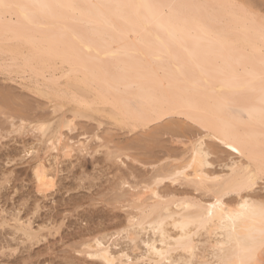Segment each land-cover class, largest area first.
I'll list each match as a JSON object with an SVG mask.
<instances>
[{
  "label": "bare ground",
  "instance_id": "6f19581e",
  "mask_svg": "<svg viewBox=\"0 0 264 264\" xmlns=\"http://www.w3.org/2000/svg\"><path fill=\"white\" fill-rule=\"evenodd\" d=\"M0 4V72L15 73V80L9 75L10 81L15 83L16 74L19 80L21 75L48 100L74 105L77 111L113 112V122L133 130L179 116L204 131L191 142L183 160L162 167L151 181L133 188L139 192L126 193L128 200L151 211L140 220L141 208L136 209L125 228L84 241L89 257L102 264H264V197L256 193L264 180V16L259 11L238 0H0ZM45 125L37 123L38 132ZM165 126L171 130L168 122ZM63 136L53 137L51 146L72 158L74 144ZM206 138L231 151L235 148L232 152L246 163L233 160L227 165L230 173L213 171L214 150ZM54 166L50 169L44 160L33 166L35 192L44 197L57 184ZM165 181L185 182L211 199L202 202L187 194L163 202L166 196L160 186ZM230 194L236 197L227 199ZM14 216L8 219L14 222L12 227L5 218L7 223L1 221L0 226L9 225L27 242L36 243L43 236L33 228L32 219ZM119 239L129 240L131 250L113 251L111 245Z\"/></svg>",
  "mask_w": 264,
  "mask_h": 264
},
{
  "label": "rangeland",
  "instance_id": "374dc122",
  "mask_svg": "<svg viewBox=\"0 0 264 264\" xmlns=\"http://www.w3.org/2000/svg\"><path fill=\"white\" fill-rule=\"evenodd\" d=\"M238 1L246 3L248 7L253 8L251 10L257 11L256 13L259 11L260 14H258L264 16V0ZM4 58L9 60V56ZM0 69L3 70V68ZM4 71L2 72L5 75L8 70ZM2 72H0V224H2L1 221L7 223L8 219L13 220L12 217L19 214L24 221L32 219L30 221H33V228L36 231L39 230L40 235L43 236L36 243L27 242L20 233H15L14 228H9L13 226V221L8 223L9 227L7 224L4 228H2L3 225L0 226V264H102L100 260L88 256L87 252L90 250L85 247V242L102 232L109 235L125 228L129 224L127 219H130L131 214L137 213L140 208V217L142 216L140 220L145 219L151 207H141L138 202L128 200L130 197L128 195L127 198L126 193L137 192L145 182L152 180L157 170L171 165L172 162L179 163L181 159L183 160V157L189 153L191 142L203 136L204 131L191 122L193 126L186 119L184 123V117L179 116L154 124L153 127H143L144 130L140 127L133 130L117 120H115L116 123L113 122V112L110 115L109 112L95 114L85 110L77 111L74 105L71 108L69 104H63L62 101H52L53 99L48 100L49 98L40 96L32 89L31 82L28 83L30 79L27 82V78L20 75L21 79L26 80H19L16 74L17 78L14 83L10 79L13 77L14 79L11 80H15V73L9 70L7 76H13L6 77L5 75L4 77ZM3 97L5 100H2ZM5 101L7 104L4 103ZM70 118L75 120L74 128L70 126L72 122ZM44 122L46 124L44 130L38 132L37 123L39 125ZM167 122L168 129L170 124L176 123L173 127L171 125L172 129L167 130L168 132L165 129ZM66 123H68V130ZM46 127L47 131H45ZM17 129L20 134L17 133ZM60 134L64 135L65 140L71 139L67 141L71 143L70 145L74 144L72 158H64L62 152H58L54 146H51V143L56 141L54 138ZM206 141L208 145L209 142L212 144V147L209 145L211 151L214 150V154L210 156L213 171L230 173L227 172L229 171L227 165L236 160L241 162L242 159L230 149L216 141L209 139ZM83 148L86 150L82 152ZM57 156L60 159L57 158V160ZM43 160L48 167L50 166V169L51 165H55L52 171L59 173L56 187L48 193L47 197L35 192L34 185L33 169L35 164ZM242 163L245 164V160ZM57 164L58 167H56ZM122 180H125L128 185H122ZM263 181H260L256 188V193L258 192L261 197H264ZM134 187L139 188L133 190ZM160 189L163 191L160 190L161 193L166 196L165 201L162 199L163 202L174 201L173 198L176 200L187 198V194L188 198H197L199 201L203 199L202 202L211 199L209 196L203 198L208 195L207 192H204V196L203 192L195 191L193 186L190 187L182 181L174 185L165 181ZM120 195L126 198L121 197L118 201ZM179 195L182 197L180 198ZM232 195L236 197L235 194H230L231 198L228 196L227 199H234ZM141 238L142 240L147 239L144 235ZM112 241H110L111 244H113ZM114 243L116 246L111 245L113 251H118V249L130 251L132 247L129 240L125 239H119ZM140 247L144 251L142 244ZM142 251L139 249V252Z\"/></svg>",
  "mask_w": 264,
  "mask_h": 264
},
{
  "label": "snow or ice",
  "instance_id": "6c2138e0",
  "mask_svg": "<svg viewBox=\"0 0 264 264\" xmlns=\"http://www.w3.org/2000/svg\"><path fill=\"white\" fill-rule=\"evenodd\" d=\"M0 6H3V5L0 4ZM232 151H236V149L235 148H232ZM261 210H262V212H264V205H261Z\"/></svg>",
  "mask_w": 264,
  "mask_h": 264
}]
</instances>
